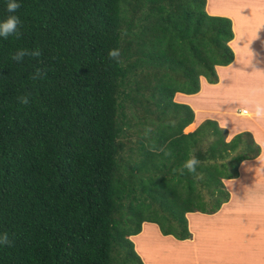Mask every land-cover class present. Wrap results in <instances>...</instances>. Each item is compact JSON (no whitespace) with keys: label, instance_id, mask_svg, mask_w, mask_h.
I'll return each mask as SVG.
<instances>
[{"label":"trees","instance_id":"obj_1","mask_svg":"<svg viewBox=\"0 0 264 264\" xmlns=\"http://www.w3.org/2000/svg\"><path fill=\"white\" fill-rule=\"evenodd\" d=\"M205 5L21 0L20 38L0 39V264H143L131 238L144 224L183 242L188 215H232L225 182L259 146L214 120L185 133L194 112L173 100L233 59L231 21ZM18 48L41 55L18 63ZM191 154L199 177L182 169Z\"/></svg>","mask_w":264,"mask_h":264},{"label":"rangeland","instance_id":"obj_2","mask_svg":"<svg viewBox=\"0 0 264 264\" xmlns=\"http://www.w3.org/2000/svg\"><path fill=\"white\" fill-rule=\"evenodd\" d=\"M224 1L225 0H220L219 2H215V0H210L209 2V0H206L205 12L206 6L208 5L210 10L216 11L218 14L222 15L221 17H224L226 15L225 13L231 8L230 5L226 7L225 3H234L238 0ZM223 2L224 4H222ZM262 18H264V12L255 15L254 21L257 22ZM262 31H264V27H262ZM228 47L233 53V59L228 65H231L232 68L236 66L238 70L241 71V67L244 65L243 59L245 58L247 60V57H250L247 54H245L243 59L239 56L240 61L235 63L238 59L237 49H234V47L232 48V45L230 46L229 43ZM252 72L257 74L259 70L253 69ZM237 78L238 77H236V79ZM210 96H212V93L205 92L203 98L198 97L192 99L191 105L194 110H197L194 111L195 122L191 123L188 128L184 130L185 133L194 131L202 122L201 119L203 116L197 112L200 111L199 108H202V101L204 100V103L207 104V100ZM258 96H260V94ZM239 97L243 98V94L239 93ZM186 102L189 103V101ZM226 102L227 100L222 104ZM262 103H264V101H262ZM244 104L245 101L243 105ZM220 108L219 106L218 109ZM238 110L237 108V112ZM231 119L232 117L230 120ZM224 129L227 131L225 136L226 140H229L238 131H248L254 142L260 148L259 155L249 160V162L253 161V163H245L242 165L241 169H239V177L241 176V180H235L232 183L225 182V187L230 191V199L232 200L235 194L234 200H236L235 203L237 202L236 204L228 202L223 205L228 207V209L233 207L231 208L232 215L223 217L225 216L222 215L224 212H220L222 211L220 210L219 214H217L219 215L217 216L218 218H215L214 222L209 225L199 224L198 222L193 223V219L198 215H188L187 219L189 221L191 238L183 242L176 241L168 236H162L158 228L153 224H144L141 232L131 238L134 250L140 256L143 264H264V207L260 205L261 200L257 201L253 199L259 192L264 194L263 189L259 186V184H263L264 186V176L259 173L249 174L254 164L259 163V165H261L262 163L260 162H264V132L260 138H257L251 133L249 126L246 128L245 124L239 122H235L231 124L230 127L228 126L227 129ZM132 131L133 129L130 133ZM257 158L259 160H257ZM243 173L247 175H243ZM251 178L255 180V186H253ZM248 190L254 191L248 192V196H245V192ZM244 196L245 202L243 200ZM222 220L229 223H220ZM190 225L192 227H190ZM153 226L155 231H152ZM194 240L199 244L197 250L201 248L204 253L202 251H199L197 255L190 253L191 249L194 250L192 243V241L195 242Z\"/></svg>","mask_w":264,"mask_h":264},{"label":"crops","instance_id":"obj_3","mask_svg":"<svg viewBox=\"0 0 264 264\" xmlns=\"http://www.w3.org/2000/svg\"><path fill=\"white\" fill-rule=\"evenodd\" d=\"M219 1L220 0H215V2ZM224 2L222 4H224ZM227 5H230L231 8L225 13L226 15L224 17L228 18L232 23L234 37L229 44L230 46L232 45V48L234 47V49H237L238 59L235 63L240 61L239 56L243 59L245 54H247L250 58L247 57V60L245 58L243 59L244 65H242L241 71H239L236 66H234L235 68H232L231 65L217 66L215 68L218 77L216 84H208L205 79L200 78V89L198 93L192 95L176 93L173 100L176 103L189 106L194 112L197 110H194L191 105L192 99L198 97L203 98L205 92L212 93V96L207 100V104H205L203 100L202 108L199 109L201 111L200 115L203 116L201 119L202 122L205 120H214L218 123L219 127L226 129L235 122L243 123L246 125V128L249 126L254 136L260 138L264 132V119L257 120L252 117H246L242 112L244 108H248L249 111H252L255 103H262V101H264V31H262V27H264V18L258 20L259 22L254 21L255 15L264 12V0H238L234 3L226 2L225 6L227 7ZM206 13L210 16H222L216 11L210 10L208 5L206 6ZM253 69H258L259 73H253ZM236 77L238 78L236 79ZM239 93L243 94V98L239 97ZM259 94L260 96H258ZM226 100L227 102L222 104ZM186 101H189V103ZM244 101L247 103L243 105ZM219 106L221 107L220 109H218ZM237 108L239 109L238 112ZM231 117L232 119L230 120ZM193 122H195V120H193ZM240 132L248 131L241 130L237 133ZM258 158L257 160H259ZM245 163H253V161H246L242 165ZM260 163L262 164H254L249 174L259 173L264 176V162L261 161ZM243 175L247 174L243 173ZM237 180H241V176ZM251 180L253 181V186H255V180L253 178H251ZM259 186L264 191L263 184H259ZM252 191L254 190L246 191L245 196H248L247 193ZM262 195L264 194L259 192L253 199L257 201L261 200L260 205L264 207V196ZM245 196L243 198L244 202ZM234 199L235 194L229 202L231 204H236L237 202L235 203L236 200ZM217 214H219V212L213 215V219H210L209 223H213L215 218H218L217 216L219 215ZM220 223L226 224L229 222L222 220ZM154 229L153 226L152 231H155ZM192 243L195 251L191 249L190 253L197 255L198 252L202 250L201 248L197 250L199 245L193 241Z\"/></svg>","mask_w":264,"mask_h":264},{"label":"clouds","instance_id":"obj_4","mask_svg":"<svg viewBox=\"0 0 264 264\" xmlns=\"http://www.w3.org/2000/svg\"><path fill=\"white\" fill-rule=\"evenodd\" d=\"M20 6H21V0H6L5 7H6V11H7L8 15L5 18L0 19V39H7L9 37H15L17 39L20 38V36H21V31H20L21 19L18 15H16V11H17V9L20 8ZM224 18H226V17H224ZM231 25H232V23H231ZM232 32H233V30H232ZM233 37H234V34H233ZM40 55H41V53H40L39 49L29 50L26 48H18L11 54V59L19 63L26 56L38 57ZM107 55L110 59L118 61L119 57H120V50L118 48L109 49L107 52ZM215 71H216V69H215ZM39 76H40V71L37 70L33 74V79H36ZM217 81H218V78H217ZM199 89H200V81H199ZM17 99H18V102L21 104L28 103V97L26 95L19 96ZM245 103H247V102H245ZM242 113H244V115L246 117H252V118H255L257 120L264 119V103L257 102L254 104L252 111H249L248 108H244ZM199 163H200L199 159L194 154H191L183 162L182 169H185V170H187L188 173L195 174V175H197V177H199V173L197 172V166L199 165ZM10 244H11V240L9 238V234L7 232H0V246L10 245Z\"/></svg>","mask_w":264,"mask_h":264},{"label":"bare ground","instance_id":"obj_5","mask_svg":"<svg viewBox=\"0 0 264 264\" xmlns=\"http://www.w3.org/2000/svg\"><path fill=\"white\" fill-rule=\"evenodd\" d=\"M200 109V108H199ZM197 113H201V111H198ZM244 114V113H243Z\"/></svg>","mask_w":264,"mask_h":264}]
</instances>
